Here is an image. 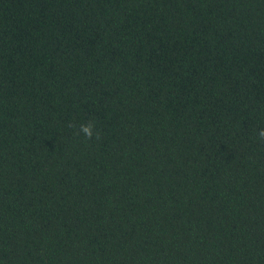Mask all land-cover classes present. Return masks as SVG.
<instances>
[{
  "label": "trees",
  "instance_id": "1",
  "mask_svg": "<svg viewBox=\"0 0 264 264\" xmlns=\"http://www.w3.org/2000/svg\"><path fill=\"white\" fill-rule=\"evenodd\" d=\"M260 129L264 0H0V264H264Z\"/></svg>",
  "mask_w": 264,
  "mask_h": 264
},
{
  "label": "clouds",
  "instance_id": "2",
  "mask_svg": "<svg viewBox=\"0 0 264 264\" xmlns=\"http://www.w3.org/2000/svg\"><path fill=\"white\" fill-rule=\"evenodd\" d=\"M68 127L76 128V125L70 123ZM80 133H82L87 140H92V139L99 140L101 136L100 131L96 129L95 122L92 120H89L87 123H83L79 125L77 134ZM257 138L261 141H264V129L259 130Z\"/></svg>",
  "mask_w": 264,
  "mask_h": 264
}]
</instances>
